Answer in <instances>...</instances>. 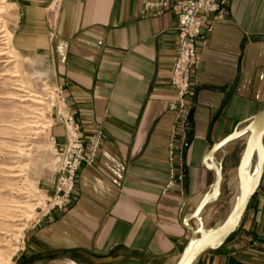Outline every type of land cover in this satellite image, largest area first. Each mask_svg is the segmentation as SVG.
Instances as JSON below:
<instances>
[{
	"label": "crops",
	"instance_id": "obj_1",
	"mask_svg": "<svg viewBox=\"0 0 264 264\" xmlns=\"http://www.w3.org/2000/svg\"><path fill=\"white\" fill-rule=\"evenodd\" d=\"M8 1L15 52L46 86L66 88L85 139L103 133L73 205L28 238L30 264H177L190 238L185 218L213 185V166L222 163L225 181L240 160L235 143L209 153L264 109V0H230L207 46L198 44L184 181L166 194L180 17L145 16L133 0ZM51 134L65 142L62 127ZM220 202L207 208V225ZM200 264H264V176L238 232Z\"/></svg>",
	"mask_w": 264,
	"mask_h": 264
},
{
	"label": "rangeland",
	"instance_id": "obj_2",
	"mask_svg": "<svg viewBox=\"0 0 264 264\" xmlns=\"http://www.w3.org/2000/svg\"><path fill=\"white\" fill-rule=\"evenodd\" d=\"M14 24L13 7L0 0V264H30L34 260L26 257L27 243L39 229H33L36 209L52 194L49 181L57 170L51 134L57 125L46 102L56 87L46 86L15 52L10 34ZM235 146L238 160L245 143ZM235 172L224 181L228 190ZM231 194L230 188L221 197L209 227L227 215Z\"/></svg>",
	"mask_w": 264,
	"mask_h": 264
},
{
	"label": "built area",
	"instance_id": "obj_3",
	"mask_svg": "<svg viewBox=\"0 0 264 264\" xmlns=\"http://www.w3.org/2000/svg\"><path fill=\"white\" fill-rule=\"evenodd\" d=\"M139 2L145 16H161L171 12L180 17L177 32L178 51L173 59L169 77L170 86L177 94L169 104L174 113L168 143L170 180L163 194L177 188L184 181V145L188 121L196 98L198 44L207 46V38L215 24L225 19L230 0H133ZM65 87L58 86L46 102L55 125L64 130L65 142L54 141L56 175L50 179L52 194L41 200L37 207L33 229L48 223L55 213H66L73 205L77 193V180L81 170L95 165L103 143L102 131L85 139L81 127L73 116L65 96Z\"/></svg>",
	"mask_w": 264,
	"mask_h": 264
},
{
	"label": "water",
	"instance_id": "obj_4",
	"mask_svg": "<svg viewBox=\"0 0 264 264\" xmlns=\"http://www.w3.org/2000/svg\"><path fill=\"white\" fill-rule=\"evenodd\" d=\"M240 140L244 141L245 146L235 172L238 181L235 203L227 215L212 227L206 224L204 215L207 208L217 203L223 195L229 194V190L224 189L223 165L218 163L213 166L215 173L213 185L199 201L194 212L185 218V228L189 231L190 238L177 264H200L207 252L222 248L240 229L243 217L264 176V109L217 144L207 159L212 160L224 147ZM193 222L197 223V227L192 225Z\"/></svg>",
	"mask_w": 264,
	"mask_h": 264
},
{
	"label": "bare ground",
	"instance_id": "obj_5",
	"mask_svg": "<svg viewBox=\"0 0 264 264\" xmlns=\"http://www.w3.org/2000/svg\"><path fill=\"white\" fill-rule=\"evenodd\" d=\"M229 190L230 188L232 189V196H229L231 198L230 199V207L235 203L236 200V196H237V192H238V181L237 179H235L234 181H231V183L228 186Z\"/></svg>",
	"mask_w": 264,
	"mask_h": 264
}]
</instances>
